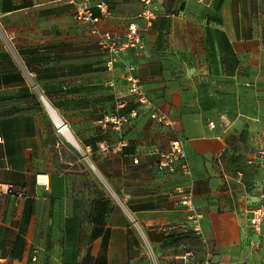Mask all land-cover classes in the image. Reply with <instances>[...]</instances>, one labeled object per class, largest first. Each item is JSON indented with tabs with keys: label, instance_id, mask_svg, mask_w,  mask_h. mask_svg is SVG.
Here are the masks:
<instances>
[{
	"label": "crops",
	"instance_id": "0c3cea01",
	"mask_svg": "<svg viewBox=\"0 0 264 264\" xmlns=\"http://www.w3.org/2000/svg\"><path fill=\"white\" fill-rule=\"evenodd\" d=\"M104 1L110 15L100 27L122 35L136 21L144 43L140 51H122L111 70L88 27L74 21L71 0H0V28L28 73L0 45V262L26 264L49 244L61 264H146L138 232L154 264H197L200 238L178 202V190L187 189L213 246L211 264H264V220L257 230L249 226L264 191L263 169L247 163L264 147V0H154L148 22L135 17L143 8L138 0ZM127 65L153 104L176 121L174 129L151 120L147 109L119 131L103 127L113 102L130 98ZM30 79L62 118L56 123L43 103L72 145L88 157L101 154L106 180L113 162L122 175L132 165H155L154 150H166L174 136L183 140L189 174L164 172L176 178L167 193L143 191L135 179L132 191L112 188L117 201L90 171L53 168ZM120 138L127 145L98 151V141L116 147ZM186 235L197 242L189 251L162 252L165 242L189 245Z\"/></svg>",
	"mask_w": 264,
	"mask_h": 264
},
{
	"label": "built area",
	"instance_id": "2783aa9c",
	"mask_svg": "<svg viewBox=\"0 0 264 264\" xmlns=\"http://www.w3.org/2000/svg\"><path fill=\"white\" fill-rule=\"evenodd\" d=\"M143 5L135 17L141 18L146 22L155 17V12L151 9L154 0H139ZM73 4V19L80 25H86L88 32L94 37L99 49L105 54V67L111 70L120 53L127 49L140 51L144 47L142 30L136 21H130L122 35H117L109 30L102 29L100 22L103 18L110 15V4L104 0L91 3L90 0H71ZM93 8L97 9L98 13L93 12ZM126 84V90L130 95L128 100H115L113 109L103 117L102 125L104 128L111 127L114 130H121L124 126L129 125L143 109H147L149 118L153 121L161 123L165 126L174 129L176 121L167 115L159 106L147 97L139 84L138 77L133 73V65H127L123 74ZM131 104L123 109L127 104ZM212 127L213 123L209 122ZM176 133V132H175ZM127 145L125 138H120L118 146H114L109 140L102 139L97 143L99 152H107L117 147ZM118 149V148H117ZM138 151V149H136ZM158 157L155 166L160 171L173 172L180 171L183 174H189V163L187 161L183 140L177 136L170 139L166 150L158 151ZM132 163L137 164L138 158L136 155L132 158ZM247 163L255 164L263 169L264 177V147L255 151V153L247 159ZM240 173H238L239 175ZM264 188V184H263ZM7 192H12V186H7ZM181 194L178 202L191 212L189 220L192 223V229L200 238L202 245V257L197 264H211V255L213 246L211 242L202 234L198 220L200 214L194 211V202L190 191L187 189H179ZM264 220V191L261 194V202L251 210L249 226L254 229H259Z\"/></svg>",
	"mask_w": 264,
	"mask_h": 264
},
{
	"label": "rangeland",
	"instance_id": "374dc122",
	"mask_svg": "<svg viewBox=\"0 0 264 264\" xmlns=\"http://www.w3.org/2000/svg\"><path fill=\"white\" fill-rule=\"evenodd\" d=\"M139 1V0H138ZM140 2V1H139ZM16 21V20H15ZM8 37L6 36L5 32L0 28V45L2 47L9 50L11 55L14 58L15 63L18 65L20 70L23 72L25 76L28 77L27 69L24 66L22 60L18 57L14 49L10 46L7 41ZM30 84L32 91L35 94H32L33 97L36 98L38 104L41 105V109L43 110V115L45 117L42 129H41V136L43 139L44 147L46 150L47 155L51 157L50 165L53 168H69L71 171L76 173H85L86 171H90L93 173V177L95 179V183H99L111 197L118 201L116 193L112 190L115 189L117 193H120V188L124 187L126 191H132V182L135 179H140L143 185V191H157V192H173L176 188V178L174 177L175 174H167L164 173L166 171H160L156 168V166L152 163L150 164H137L128 167L125 170V174H121L120 169L117 168V164L115 162L106 165L111 170L109 176H112L111 179L106 180L100 171L99 168H105V165L102 163L101 154H92L89 157L91 158L95 169L93 170L90 166L91 162L88 160L90 159L88 155L84 152V150L76 149L71 143L67 141L64 134L60 132L56 126L50 115L48 114L40 96L39 90L36 86L34 80L30 79ZM43 96L44 93L41 92ZM60 117V115H59ZM61 118V117H60ZM264 118V117H263ZM62 119V118H61ZM237 160H240L237 157ZM64 161H70L71 164H66ZM175 172V171H173ZM262 187L264 184V178L261 177ZM97 187V184H95ZM137 232V231H136ZM138 237L141 240V248L143 250V257H146V264H154V255L150 248V245L144 238L141 233L137 232ZM184 245H181L178 240H173L169 242H165L162 244V252H168L169 254H181L182 252H187L190 250V245H196V237L194 235H186ZM51 245H47L45 247V252L40 258H36L34 260H29L26 264H61L58 260H54L51 257V252L49 250ZM41 251V250H39ZM0 264H8L5 262H0ZM75 264H91L89 261H81Z\"/></svg>",
	"mask_w": 264,
	"mask_h": 264
},
{
	"label": "bare ground",
	"instance_id": "6f19581e",
	"mask_svg": "<svg viewBox=\"0 0 264 264\" xmlns=\"http://www.w3.org/2000/svg\"><path fill=\"white\" fill-rule=\"evenodd\" d=\"M44 99V98H43ZM45 100V99H44ZM45 104V103H44ZM45 106L47 107L48 111H50V114L53 116L54 121L57 123L58 119L55 117V115L53 114V112L51 111V109L45 104ZM66 126H62L60 128V130H62L65 134L66 139L72 144L73 143V138H71V136L69 135V133L67 132V129H65ZM90 166L92 167V165L90 164ZM93 168V167H92ZM94 169V168H93Z\"/></svg>",
	"mask_w": 264,
	"mask_h": 264
},
{
	"label": "water",
	"instance_id": "95a60500",
	"mask_svg": "<svg viewBox=\"0 0 264 264\" xmlns=\"http://www.w3.org/2000/svg\"><path fill=\"white\" fill-rule=\"evenodd\" d=\"M40 97H41L42 102L45 103L53 111V113L55 114L56 117H58V115L56 114L55 110L50 106V104L46 100L43 99V96L41 95Z\"/></svg>",
	"mask_w": 264,
	"mask_h": 264
},
{
	"label": "trees",
	"instance_id": "16d2710c",
	"mask_svg": "<svg viewBox=\"0 0 264 264\" xmlns=\"http://www.w3.org/2000/svg\"><path fill=\"white\" fill-rule=\"evenodd\" d=\"M129 99V98H128ZM127 99V100H128ZM115 102V101H114ZM114 102H113V104H112V107H111V109H110V111L113 109V106H114ZM131 104H127L123 109L125 110L126 108H128V106H130ZM18 238H20V235H17V237L15 238V240H17Z\"/></svg>",
	"mask_w": 264,
	"mask_h": 264
}]
</instances>
